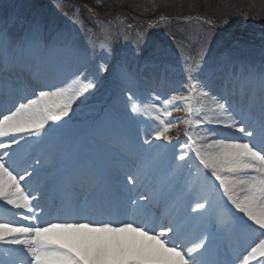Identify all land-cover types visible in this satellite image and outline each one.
I'll return each instance as SVG.
<instances>
[{"label":"snow or ice","instance_id":"snow-or-ice-1","mask_svg":"<svg viewBox=\"0 0 264 264\" xmlns=\"http://www.w3.org/2000/svg\"><path fill=\"white\" fill-rule=\"evenodd\" d=\"M162 21L172 23L133 29L134 48L111 28L81 44L78 19L0 21V264H264V50L258 71L228 54L241 47L231 11L183 18L197 28L195 55L177 45L184 63L167 95L124 88L121 126L101 118L69 137L80 105L133 79L134 63L168 71L171 45L148 30ZM178 123L184 138L163 145L177 149L165 164L156 142H171ZM33 138L59 162L23 157Z\"/></svg>","mask_w":264,"mask_h":264},{"label":"rangeland","instance_id":"rangeland-1","mask_svg":"<svg viewBox=\"0 0 264 264\" xmlns=\"http://www.w3.org/2000/svg\"><path fill=\"white\" fill-rule=\"evenodd\" d=\"M0 4L4 9L1 15L3 18L2 20L11 16L26 18L33 14H40L47 17H55L61 21H67L69 25H71L72 19H78L80 23L84 25V28L80 30L81 44L83 45L88 44V30L98 33L100 28H111L113 31L117 29L120 31L126 30L128 39L125 40L122 37L120 43L127 44L134 48L135 45L132 41L135 36V31H133V29L138 31L140 28L146 27V24L141 21L155 22L161 15L170 18L172 21L182 22L183 18L186 16L193 17L202 14L201 16L216 19L221 12L231 11L233 18L240 22L243 21V19L252 18L259 21L262 20L264 23V0H103V6H100L97 0H64V2L57 0H1ZM87 5L99 11L100 15H102L106 21L103 22L100 18H96L86 11L89 16V19H87L88 16H84L82 11V7L85 9ZM123 11H127L133 20L141 23L134 25L128 16L122 15L124 14ZM109 18H112V20H108ZM110 24H112V26ZM73 30L75 31L76 28ZM148 30L149 32H156L168 39L171 45L170 51L174 52V57L170 58L171 63L168 71L164 70L163 73L166 74L167 72L168 77L173 76L174 82L170 84V86L166 85L164 89L157 86V81H149L147 70L156 68L154 71L159 70L162 72L163 69L152 65H146L143 60L138 61L132 65V69L135 73L133 79L125 81H108L105 83L104 87L95 91L93 97H88V100L77 109V115L73 121L70 122L68 131L75 130L76 135H78L86 123L93 121V119L102 114L105 109L110 112L114 119L120 120V117L115 116V113L119 112L121 114V105L115 109L113 99L121 102L122 90L124 88H131L138 93H146L148 89L156 88L163 97L167 95L171 88L178 85V81L180 80L178 66H183L184 59L177 45L181 43L196 45V25L190 24L183 27H173L160 24L159 27L155 29L149 28ZM241 31L245 32L247 35L239 34ZM233 33L239 38L241 47L234 50L228 49V54L234 59L251 62L258 71L262 63L261 53L262 50H264V30H258L254 25H250L243 29L238 28L236 25L233 28ZM173 37H175V39H173ZM89 47H91V45H89ZM96 51H99L98 47ZM75 64L76 60L70 54L66 64L68 67H65V75L73 69ZM29 77L30 76H28L27 79ZM24 86L25 85H23L22 88ZM25 94L31 95L29 89L26 88ZM184 94L187 95V93ZM77 103H79V101ZM92 115L96 117H92L85 122H76L77 120H81L84 116ZM187 116L188 113L185 111H174L173 116L169 119ZM106 117L105 115V117L102 118L106 120ZM184 129L185 125L183 123H178L177 128L173 129L170 133L173 137L172 141L164 142H168L167 144H175L177 140H183ZM33 150L35 149H32V151ZM175 150L177 149H173L169 146L167 151L172 153ZM114 189L116 192L118 191V188L114 187ZM154 211L162 213L163 209L155 208Z\"/></svg>","mask_w":264,"mask_h":264},{"label":"bare ground","instance_id":"bare-ground-1","mask_svg":"<svg viewBox=\"0 0 264 264\" xmlns=\"http://www.w3.org/2000/svg\"><path fill=\"white\" fill-rule=\"evenodd\" d=\"M68 55H67V58L65 60V63L67 64L68 62ZM66 67V66H65ZM68 67V65H67ZM66 69V68H65ZM163 72V71H162ZM160 71H157L155 70L153 72L152 69L149 70V73L147 75V77L149 78V81H152V82H156L157 81V76L160 77V83H159V87L163 88L168 85L170 86V84H172L174 82V78L173 76H169L168 77V74L166 72V74L162 73ZM35 77H31L30 79V82L34 81ZM32 83H28L26 84L22 90H21V95H25L24 92L25 90H23L24 88L26 89V87H31ZM32 93V91H31ZM27 96V95H26ZM115 107H117V105H115ZM68 134H69V137H75L76 136V132L75 130H71V131H68ZM156 143H159L160 144V141H157ZM32 149H35L32 151ZM164 150V147L163 145L161 146V148L157 149V152L158 151H162ZM22 155L23 157H32V156H35L37 158H40V157H44V156H48L50 159H51V162L53 164H56L58 163V159L54 156V154L51 152V148L49 145H44V146H41V147H37V145L35 144V142L33 141V143H30L29 145H25L22 149ZM164 163L166 164L167 160L171 158V152H168L167 150L164 152ZM31 162V161H30Z\"/></svg>","mask_w":264,"mask_h":264}]
</instances>
